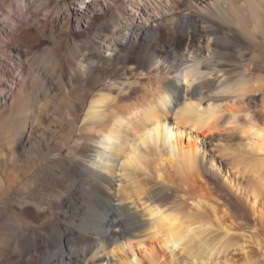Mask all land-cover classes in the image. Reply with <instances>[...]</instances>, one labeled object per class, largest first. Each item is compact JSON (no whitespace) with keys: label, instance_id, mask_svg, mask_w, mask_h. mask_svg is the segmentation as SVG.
I'll return each instance as SVG.
<instances>
[{"label":"bare ground","instance_id":"1","mask_svg":"<svg viewBox=\"0 0 264 264\" xmlns=\"http://www.w3.org/2000/svg\"><path fill=\"white\" fill-rule=\"evenodd\" d=\"M94 1L77 0V6L90 8L89 16L72 5L64 20L70 37L79 38L83 32L77 20L86 23L94 16L97 34L88 54L64 64L58 75L62 90H80H75V113L69 112L74 118L67 114L71 130L61 139L41 132L26 142L28 154L23 156L30 168L22 160L18 165L30 169L31 176H16V197L1 209L5 227L0 230V263L172 264L173 259L157 249L160 245L173 255L180 247L174 264H221L230 260L227 252L237 245L244 253L240 264H264L263 254L253 255L246 251L249 243H240L235 213L211 189L200 165L202 135L237 131L243 136L244 147L224 146L229 163L221 172L264 226V63H255L248 53L251 40L237 28L240 23L234 26L243 20V9L231 0V11L220 0H103L96 11ZM21 2L31 5L30 0ZM241 5L247 10L249 4ZM38 12L32 15L36 29L28 26L13 33L15 21L24 20L0 0V107L15 115L30 113V101L19 90L25 52L15 50L16 41L28 44L47 28L51 19ZM213 12L220 21L210 18ZM261 17L264 21V14ZM51 21L52 28L58 26L59 20ZM162 25L173 32L167 51L154 45ZM108 32L113 35L105 54V43L98 38ZM143 42L152 52L140 68V61L127 64L122 78L90 92L95 83L93 77L86 83L85 75L101 65L112 67L125 58L123 52L126 57L139 54ZM180 49L184 54L179 58ZM150 84L148 97H141ZM136 97L140 100L128 103ZM33 113L32 122L25 119L19 129L9 128L4 119L0 133L12 132L22 141L27 126L33 130L42 124ZM48 129L56 135L49 125L45 132ZM2 154L3 162L11 161L12 154L10 159L9 153ZM13 185L0 170V191L7 195Z\"/></svg>","mask_w":264,"mask_h":264},{"label":"rangeland","instance_id":"2","mask_svg":"<svg viewBox=\"0 0 264 264\" xmlns=\"http://www.w3.org/2000/svg\"><path fill=\"white\" fill-rule=\"evenodd\" d=\"M1 1L5 4V6L9 10H11L13 13H15L17 15V17L21 16V18H23V20H24L23 24H21L20 22L16 23V21H15L16 27L12 31L13 33L14 32H16V33L21 32L22 29L28 28V26L29 27L33 26L32 15L34 13V10H35V12L39 11L38 13L41 16H44V15L49 16V19H51V20H56V19L59 20V24L57 27L55 26L54 28H52V26L50 24L52 21L50 20L47 28L45 30L41 31L37 36H34L28 44H24L20 40L16 41L17 46H16L15 50L25 52V55L23 57V60H24V62H23L24 70H23V77H22L23 82H22V87L19 90L21 92H24V94L28 97V99L30 101L29 102L30 108L28 110V112H30V113H29V115H15V114L10 113L9 111H5L3 107H0V122L4 121V119H5L6 121L4 123L6 124L8 122L6 124L8 127L10 126L12 129L13 126L14 127L18 126V129H19L24 124L25 119H26V123L32 122L31 116H32V113L34 112L33 115L36 113L34 115V117H37L40 120V123H42V124L36 126L35 129H33V130H32V128L27 126L26 127V136L22 141L15 140V139H17V137L14 136L12 132H10L9 134L5 133L4 135L1 134L2 132L0 133V150L5 153L4 155H6V154L8 155V153H9V158L7 157V159H10V155L12 154L11 161H9L7 163L3 162L5 160L0 159V170H2V175L4 177V181H6L7 184H10L11 180H12V183H14V185L9 189V192L7 193V195L2 190L0 191V194H1L0 195V230L2 227H5V225L3 224L4 216L1 212L2 211L1 209L10 207L12 205L11 200H13L16 197L17 183H18V181H16V176L17 177L19 176V178L24 177L25 180L31 176V173H30L31 170L28 169V168H30V165H28V163H27V158L23 156V155L26 156L28 154V150L26 151V149L28 148L27 143L33 142L34 140H36V138H38V136L41 135L42 133L45 134L46 138L55 137L54 138L55 140H56V138L61 139V135L63 137L64 133L67 134V132L71 130L70 125L68 124L69 122H67L66 120H67V117H68V119H72L71 117L74 116V114L70 115V113H71V110H72V113H75V107L74 106L72 107V105H74V104L78 105L79 95H77V94H80L78 92L80 90L77 88L79 86L71 87L69 89V91H66L67 93L69 92L68 93L69 95H68L64 90H62V87L59 84L58 75H59V72H61V68H63L64 64L68 65L69 62H72V61L76 62L79 57H82L86 53L88 54V52H89L88 49H90L92 44H93L92 38H94L97 35L96 31L94 29V26H95V20H93L94 16H92L90 21L86 22V23L85 22L81 23V20H79V19L77 20L78 22L80 21L79 24H80L81 30L83 32V35L81 37H79V38H73L72 36L70 37L71 34L69 33L64 20L67 16L70 15L71 6L72 5L77 6L76 5L77 0L76 1H73V0H30L31 5L30 4H28V5L23 4V2H21L22 0H19V1L18 0H1ZM84 1L86 3H88V2H91L92 0H84ZM102 1L103 0H95L94 1L93 8L96 11H98L100 9L99 5H100V3H102ZM231 1L234 2L236 5H239L240 10L243 9V12H241V16H242L241 18H243V20L242 19L238 20V22H237V20H234V22L235 21L237 22V23H234V26H235V24L237 25L238 23H240V25L238 24L239 27H237V26H235V27H237L242 33H244L246 35V37L248 39H250L251 41H252L253 37L255 36L254 37L255 42L252 41L253 44H251L252 42L250 40H249L250 41L249 42L248 39H246V41H248L250 43V48H248V53L250 56L255 58L254 59L255 63L260 65V64L264 63V60H263L264 59V35L262 33H259L258 29L262 28L261 30H264V26H263L264 21L262 20V17H261V20H259V16H262V14H264V0H234V1L231 0ZM243 2H246V4H249V5H247V10H245L246 8H244L241 5V3H243ZM220 3H223V6L225 7V9H228V10L231 9V7L229 6L228 0H220ZM23 6H25L24 7L25 9L23 8ZM77 8L82 9L83 13L88 15V16L90 15L89 13L92 12L90 10V8L86 9L83 4H79L77 6ZM22 11H23V14H22ZM208 16H209V13H208ZM63 17H64V19H63ZM210 18L212 20H216V22H217V20H219V21L221 20L220 16L216 15L215 12L210 13ZM240 21L241 22L243 21V22L241 23ZM10 24L12 26V23H10ZM242 24H244V25H242ZM181 27H183V25H181ZM3 28H4V26L0 25V32ZM32 28L36 29L37 27H36V25H34ZM112 35H113L112 32H108L107 35H103L102 38L101 37L98 38L99 40H101L102 43H105V44L101 45L102 51L105 54H108L110 52V46H111L110 42L112 39L111 38ZM172 35H173L172 30H170V28H167V27L162 25L161 26V38L162 39L160 38V40L155 41L156 43H154V45L156 46V48L161 49L163 51H167L169 44L174 39ZM108 37H110V38H108ZM0 42H1V39H0ZM258 42H260L261 44ZM3 44H4V42H3ZM145 44H146V42L142 43V48H141L142 52L140 51L139 54L138 53L131 54V55H128L126 57L125 53L123 52V54H121L122 55L121 57L122 58L125 57L123 59L124 61L120 60V62H115L117 66H115V63L112 64V67H111V65H110V67L106 66V65H101L103 67H101V66L97 67V68H95V72L91 71L92 73L89 72L87 75H85V77L86 76L88 77V78L86 77V80H85L86 83L90 82L92 77L93 78L95 77L98 80V82H97V80L95 78H94L95 80L92 78V80L94 81L92 84H94V83L95 84L92 86L90 85V88H91L90 92L98 89L104 83H110L113 80H117V79L122 78L123 77L122 74L124 71L123 68H125L127 64H134V63H138L140 61V63L136 64V66L138 68H140V64L142 63V61L144 63L146 61L145 58H148L152 52L151 50L145 49L148 46L147 44L146 45ZM86 45H87V47H86ZM253 45H255V46L257 45V46L253 47ZM83 48H84V50H83ZM86 48H87V50H86ZM182 51L186 52L185 54L189 53V52H187V50L185 48H183ZM182 51L180 49L179 50L180 53L177 52V56L179 58H180L181 54H184V52H182ZM232 53L233 52H231L230 54H232ZM261 53H263V54H261ZM190 54H192V53H189L188 55H190ZM257 58H259L258 60L261 61V63L259 61L257 62ZM67 62H68V64H67ZM92 74L93 75L95 74V75L93 76ZM96 76H99L100 78L96 77ZM134 78H136V76L133 77V79ZM143 80L145 81V79H143ZM151 84L149 85V87L145 86V90L147 89L146 91L144 90L143 93L140 92L142 95H144V96H141V94H140L141 97L146 98V95L148 97V94H150V92H151V91H148L149 88L152 90ZM147 86H148V84H147ZM154 86H155V84H153V87ZM75 90H76L77 94H76ZM72 91L74 93H72ZM66 94L68 96L67 97L68 101L66 100ZM139 97H136L134 99L132 98L133 101L129 100V101H131V103L130 102H128V103L129 104H133V102L135 103L136 99L140 100ZM77 98H78V100H77ZM260 98L257 102L259 104H261V102H262V97L260 96ZM70 99H72V100H70ZM69 101L71 104L69 103ZM64 106L66 107V109L64 108ZM257 108L260 109L261 108L260 105H258ZM52 114H54V115H52ZM64 114L66 115V118H65ZM67 114L70 115L71 117L68 116ZM24 116H26V118H22ZM20 117H21V119H20ZM55 119L58 121H55ZM52 121H54V123ZM10 123H11V125H10ZM48 125H49V127H51V130L55 129L56 131L58 130L60 133L58 131L57 132L55 131L56 135L54 136V134L52 132H49L50 131L49 129L47 130L49 133L47 131L45 132V130L48 128ZM49 134H53V135L51 136ZM72 134H73L74 139H75L78 136V130L74 129ZM9 135H11V137H9ZM13 137H14V139L12 142ZM242 137L243 136H241L237 131H236V134H235V132H232L231 134L228 132H219V133H216L213 135H207V136L202 135V138L204 140L203 147H204L205 152L202 154V156L200 158V165H201V168L203 171V175H204V177L205 176L207 177V178L205 177V179L208 182V184L210 185L211 189L213 191H215V194L218 195V198L223 199L222 201H224L225 203H227L231 207L230 208L231 212L233 214L235 213L236 217L234 215V223L236 222L235 223L236 229L238 227V229H237L238 231L235 234H236L237 238H239L240 243L241 244L245 243L244 245H246V242H247V244L249 243L248 248L246 246V251L248 250L247 252H249V253L253 252L252 253L253 255L258 254L259 256H262V254L264 255V226L260 221V217H257L258 215L257 216L255 215L254 211H252V208L250 206H248L245 202H243V197L240 196L239 192L234 193L233 191H231L230 187H228L229 185L226 181V177L221 172L224 167L228 166V163H229V157L224 155V153L226 152L223 149L224 146L225 147L226 146H232L233 147L232 150L235 149V147H237L238 145H240V148L244 147V143L246 142V140L244 137L243 138ZM60 139H57V140H60ZM228 141H229V143H228ZM220 142H221V144H220ZM5 146L7 147L6 149H4ZM8 146H9V148H8ZM5 150H6V152H5ZM1 151H0V154L2 153ZM63 153L64 154L67 153V147L63 150ZM0 156H3V154ZM21 160L26 165H23ZM6 164H7V166H6ZM18 164H20V166L23 165V166H26V167L29 166V167L27 168V170H26V167H24V170H20L21 167ZM8 165H9V167H8ZM3 166L5 167V169ZM16 171H18V172H16ZM24 171H25V174H24ZM26 171H28V172H26ZM3 172H5V173H3ZM28 173L30 174V176ZM13 175H14V177H13ZM13 178L15 180H13ZM250 184H254V183L250 182ZM59 190H60V192H62V189L59 188ZM61 199H62L61 196L57 197L58 202H60ZM240 208H241V210H240ZM258 221H259V223H258ZM255 224H258L259 228L254 229L253 226ZM251 230L253 232H250ZM217 231L221 232V230H217ZM255 232L258 233L257 234L258 237L254 236V235H256ZM251 233L252 234L254 233V234L252 235ZM13 235L16 237L18 234L14 233ZM258 243H260V245ZM257 244H258V246H257ZM157 249H159L162 253L165 252L164 254L168 258V260L171 257V259H173L172 264H174V262L176 261V256L178 255V253L180 254V251H179L180 247L176 249V251H175L176 254H174V255L171 254V252L169 250L162 249L160 247V245L157 246ZM229 250H228L229 252H227V253H228V255L230 254V256H229L230 260L229 261L223 260L221 264H240L241 261L239 258H241L243 256V254H244L243 250H241L237 245H235L234 248H233V246L230 247ZM0 264H2V263H0Z\"/></svg>","mask_w":264,"mask_h":264}]
</instances>
